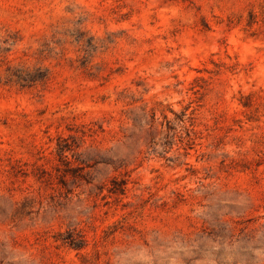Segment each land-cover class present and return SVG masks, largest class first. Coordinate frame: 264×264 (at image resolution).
<instances>
[{
	"label": "rangeland",
	"instance_id": "rangeland-1",
	"mask_svg": "<svg viewBox=\"0 0 264 264\" xmlns=\"http://www.w3.org/2000/svg\"><path fill=\"white\" fill-rule=\"evenodd\" d=\"M0 264H264V0H0Z\"/></svg>",
	"mask_w": 264,
	"mask_h": 264
}]
</instances>
